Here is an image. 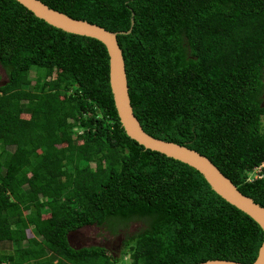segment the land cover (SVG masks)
<instances>
[{
  "label": "trees",
  "instance_id": "trees-1",
  "mask_svg": "<svg viewBox=\"0 0 264 264\" xmlns=\"http://www.w3.org/2000/svg\"><path fill=\"white\" fill-rule=\"evenodd\" d=\"M38 1L129 31L116 41L141 129L205 157L264 208V165L247 178L264 163V0ZM0 69V264H117L69 234L132 220L143 227L122 241L129 264L254 261V221L125 135L100 42L0 0Z\"/></svg>",
  "mask_w": 264,
  "mask_h": 264
},
{
  "label": "water",
  "instance_id": "water-1",
  "mask_svg": "<svg viewBox=\"0 0 264 264\" xmlns=\"http://www.w3.org/2000/svg\"><path fill=\"white\" fill-rule=\"evenodd\" d=\"M35 18L62 32L94 39L100 42L108 57V85L120 127L125 135L145 150L159 153L195 170L209 188L222 200L239 210L260 228L263 238L254 261L250 264H264V208L242 195L214 165L197 152L175 143L155 139L147 135L132 113L127 93L124 63L117 45L116 35L83 20H76L52 10L38 0H14ZM197 264H240L226 260H208Z\"/></svg>",
  "mask_w": 264,
  "mask_h": 264
},
{
  "label": "rangeland",
  "instance_id": "rangeland-1",
  "mask_svg": "<svg viewBox=\"0 0 264 264\" xmlns=\"http://www.w3.org/2000/svg\"><path fill=\"white\" fill-rule=\"evenodd\" d=\"M34 72L30 71L28 78L33 82ZM6 77L0 69V82H5ZM264 83V78H263ZM264 102V90H263ZM264 126V119L262 120ZM76 132V129L72 130ZM92 166V165H90ZM143 223L139 220H132L126 224H104L100 226H85L69 234V244L74 248L87 246L103 247L109 254L118 259L117 264H129V258L124 249H122V241L126 237H130L142 229ZM26 236L30 237L29 231Z\"/></svg>",
  "mask_w": 264,
  "mask_h": 264
},
{
  "label": "built area",
  "instance_id": "built-area-1",
  "mask_svg": "<svg viewBox=\"0 0 264 264\" xmlns=\"http://www.w3.org/2000/svg\"><path fill=\"white\" fill-rule=\"evenodd\" d=\"M264 165V163H262L259 167H256L253 169L252 171V174H251V177L248 178V180H250L251 178L255 179V178H260L259 176V171H260V168Z\"/></svg>",
  "mask_w": 264,
  "mask_h": 264
},
{
  "label": "clouds",
  "instance_id": "clouds-1",
  "mask_svg": "<svg viewBox=\"0 0 264 264\" xmlns=\"http://www.w3.org/2000/svg\"><path fill=\"white\" fill-rule=\"evenodd\" d=\"M249 177H251V175H250V174H248V177H247V178H249Z\"/></svg>",
  "mask_w": 264,
  "mask_h": 264
}]
</instances>
